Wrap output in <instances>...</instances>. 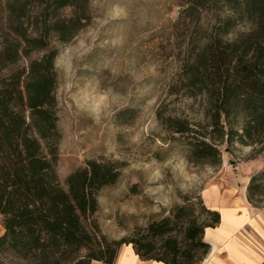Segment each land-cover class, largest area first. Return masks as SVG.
Returning a JSON list of instances; mask_svg holds the SVG:
<instances>
[{"label": "trees", "instance_id": "1", "mask_svg": "<svg viewBox=\"0 0 264 264\" xmlns=\"http://www.w3.org/2000/svg\"><path fill=\"white\" fill-rule=\"evenodd\" d=\"M175 1L171 37L179 70L168 93L198 100L202 118L192 123L158 113V120L186 141L194 163L219 165L221 145L264 154V0ZM89 2L0 0V264L4 257L113 264L122 245L145 261L199 264L209 251L204 230L219 223L216 211L204 207L208 222L190 218L180 238L164 218L149 224L145 238L96 241L83 222L96 212L98 191L118 180L119 167L87 161L59 181L52 43L71 41L89 23ZM239 25L246 30L230 38ZM245 196L252 207L264 206V166L250 176ZM81 249L88 252L79 259Z\"/></svg>", "mask_w": 264, "mask_h": 264}, {"label": "rangeland", "instance_id": "2", "mask_svg": "<svg viewBox=\"0 0 264 264\" xmlns=\"http://www.w3.org/2000/svg\"><path fill=\"white\" fill-rule=\"evenodd\" d=\"M177 11L175 0H90L89 23L71 41L52 43L60 183L87 161L120 170L115 184L98 191L96 212L83 222L96 241L145 238L149 224L164 218L172 222L171 236L180 238L190 218L209 220L200 199L205 187L263 169L264 154L238 144L219 147V165L191 162L186 141L158 120V113L192 123L202 118L198 100L168 93L179 70L171 37ZM244 30L237 26L230 38Z\"/></svg>", "mask_w": 264, "mask_h": 264}, {"label": "crops", "instance_id": "3", "mask_svg": "<svg viewBox=\"0 0 264 264\" xmlns=\"http://www.w3.org/2000/svg\"><path fill=\"white\" fill-rule=\"evenodd\" d=\"M246 167L250 168L249 164ZM253 172L250 169L246 177L240 174L233 182L213 183L201 191L204 207L219 214V223L204 230L203 241L209 251L200 264H264V206L252 207L245 196ZM113 264L163 263L141 260L130 245H122Z\"/></svg>", "mask_w": 264, "mask_h": 264}]
</instances>
